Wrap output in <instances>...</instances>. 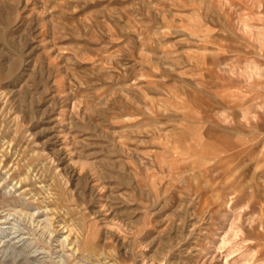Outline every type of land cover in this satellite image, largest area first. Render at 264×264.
I'll return each mask as SVG.
<instances>
[{"label": "rangeland", "instance_id": "374dc122", "mask_svg": "<svg viewBox=\"0 0 264 264\" xmlns=\"http://www.w3.org/2000/svg\"><path fill=\"white\" fill-rule=\"evenodd\" d=\"M245 17L264 0H0V264H264Z\"/></svg>", "mask_w": 264, "mask_h": 264}, {"label": "bare ground", "instance_id": "6f19581e", "mask_svg": "<svg viewBox=\"0 0 264 264\" xmlns=\"http://www.w3.org/2000/svg\"><path fill=\"white\" fill-rule=\"evenodd\" d=\"M252 31V30H250ZM27 174V173H26ZM28 179V178H27ZM46 202V201H45ZM229 203V201L227 202V204ZM49 206V205H48ZM49 209V208H48ZM51 211V210H50ZM52 215H57V213H55V211H51ZM20 216V215H19ZM26 216V215H25ZM27 217V216H26ZM57 217V216H56ZM59 219V217H57ZM28 219V218H27ZM54 218L51 217L49 219L50 221V224L54 226ZM58 224L60 225V231L58 230L59 229V226L57 228H55L57 230L58 233L62 232L63 236H65V239L68 240L70 242V245L73 247V251L74 252H77L79 253V255L82 253L84 255H89L90 257H93L92 256V248H91V243H92V240L91 238H87V236L85 234H82V231L83 228H82V225L79 224V226L77 227H74V226H71L69 225L67 222H64L62 220L60 221H57ZM56 226V225H55ZM79 229V232L77 233ZM55 230V231H56ZM85 235V236H84ZM84 236V237H83ZM16 251V250H15ZM9 253V252H8ZM15 252H12V255H14ZM9 255V254H8ZM10 254V256H12ZM20 255L18 256H13V263L14 264H17L20 260L19 258L21 259V257H19ZM101 258V257H100ZM29 260V259H28Z\"/></svg>", "mask_w": 264, "mask_h": 264}, {"label": "crops", "instance_id": "0c3cea01", "mask_svg": "<svg viewBox=\"0 0 264 264\" xmlns=\"http://www.w3.org/2000/svg\"><path fill=\"white\" fill-rule=\"evenodd\" d=\"M260 19H256L253 17H249V18H242L241 21V28L243 29V31H245L246 33H248L249 35H252V41L255 42V45L258 49H263L264 48V27H259L258 30L253 31L252 27H254V21H259ZM262 25V24H261ZM264 26V25H262ZM252 30V31H250ZM261 71H264V67L263 66H259L255 63H251L247 66V68L245 69V71L242 73V75H244L245 79H249L252 78L255 74H259Z\"/></svg>", "mask_w": 264, "mask_h": 264}]
</instances>
